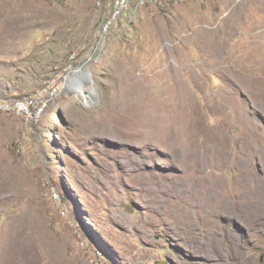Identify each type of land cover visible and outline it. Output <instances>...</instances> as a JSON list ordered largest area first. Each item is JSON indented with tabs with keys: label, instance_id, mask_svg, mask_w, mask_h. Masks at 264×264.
<instances>
[{
	"label": "rangeland",
	"instance_id": "rangeland-1",
	"mask_svg": "<svg viewBox=\"0 0 264 264\" xmlns=\"http://www.w3.org/2000/svg\"><path fill=\"white\" fill-rule=\"evenodd\" d=\"M103 15L0 0V264H264V0Z\"/></svg>",
	"mask_w": 264,
	"mask_h": 264
},
{
	"label": "built area",
	"instance_id": "built-area-1",
	"mask_svg": "<svg viewBox=\"0 0 264 264\" xmlns=\"http://www.w3.org/2000/svg\"><path fill=\"white\" fill-rule=\"evenodd\" d=\"M188 0H95V4L104 9L100 33L108 34L113 25L121 19L131 17L134 11L143 7L175 5ZM71 79V78H70ZM71 81V80H70ZM47 101L35 99L7 100L0 98V111L22 113L27 118H38L46 107Z\"/></svg>",
	"mask_w": 264,
	"mask_h": 264
},
{
	"label": "bare ground",
	"instance_id": "bare-ground-1",
	"mask_svg": "<svg viewBox=\"0 0 264 264\" xmlns=\"http://www.w3.org/2000/svg\"><path fill=\"white\" fill-rule=\"evenodd\" d=\"M77 82H79V81H77ZM78 91H79L80 93H84L83 86H82V84H80V83H78ZM88 95H89V93H88Z\"/></svg>",
	"mask_w": 264,
	"mask_h": 264
}]
</instances>
